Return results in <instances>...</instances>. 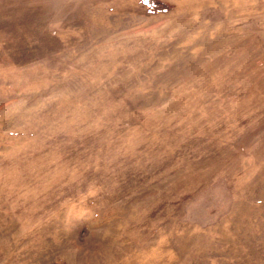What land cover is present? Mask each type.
Masks as SVG:
<instances>
[{
    "label": "rangeland",
    "instance_id": "rangeland-1",
    "mask_svg": "<svg viewBox=\"0 0 264 264\" xmlns=\"http://www.w3.org/2000/svg\"><path fill=\"white\" fill-rule=\"evenodd\" d=\"M0 0V264H264V0Z\"/></svg>",
    "mask_w": 264,
    "mask_h": 264
},
{
    "label": "trees",
    "instance_id": "trees-1",
    "mask_svg": "<svg viewBox=\"0 0 264 264\" xmlns=\"http://www.w3.org/2000/svg\"><path fill=\"white\" fill-rule=\"evenodd\" d=\"M143 1H144V0H143ZM159 2H160V1H158V0H148V2H147L146 4H147L148 7L155 5L154 3H157L158 6H160L161 4H160ZM144 3H145V2H144ZM155 6H157V5H155Z\"/></svg>",
    "mask_w": 264,
    "mask_h": 264
},
{
    "label": "snow or ice",
    "instance_id": "snow-or-ice-1",
    "mask_svg": "<svg viewBox=\"0 0 264 264\" xmlns=\"http://www.w3.org/2000/svg\"><path fill=\"white\" fill-rule=\"evenodd\" d=\"M144 2H145V3H147V2H148V0H144Z\"/></svg>",
    "mask_w": 264,
    "mask_h": 264
}]
</instances>
